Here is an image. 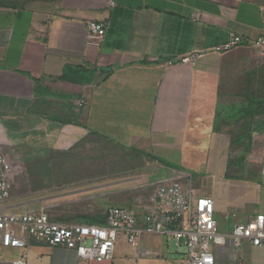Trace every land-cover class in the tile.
Instances as JSON below:
<instances>
[{"label":"crops","instance_id":"0c3cea01","mask_svg":"<svg viewBox=\"0 0 264 264\" xmlns=\"http://www.w3.org/2000/svg\"><path fill=\"white\" fill-rule=\"evenodd\" d=\"M22 2L0 0V142L21 153L40 150L49 132L51 150L69 153L30 161L37 181L90 183L56 196L91 200L52 219L104 224L110 207L123 206L140 225L156 187L171 180L213 198L223 233L264 214V54L246 43L221 48L231 34L261 33L264 0ZM87 20L106 22L98 43L86 40ZM193 51L202 53L194 66L174 61ZM45 97L51 117L40 104ZM93 139L117 149L116 167L92 168L99 165ZM186 252L170 236L143 233L138 247L121 237L106 264H180ZM20 255L24 264H88L32 240L24 250L0 247V264ZM214 264H264V244L218 250Z\"/></svg>","mask_w":264,"mask_h":264},{"label":"built area","instance_id":"2783aa9c","mask_svg":"<svg viewBox=\"0 0 264 264\" xmlns=\"http://www.w3.org/2000/svg\"><path fill=\"white\" fill-rule=\"evenodd\" d=\"M113 5V2L109 3ZM106 22L87 20L86 40L98 43L104 36ZM246 43L264 54V26L255 38L231 34L221 46L227 50ZM202 56L193 51L175 59V62L194 66ZM173 63L172 60L168 64ZM264 137V122L261 126ZM6 158L0 142V247L24 250L28 241L40 242L51 247L71 250L76 257L88 264H106L113 258L117 241L123 237L131 247H138L143 233L170 236L187 249L180 264H214L216 251L240 247L247 242L253 247L264 244V214L258 213L245 222L235 224L230 232L220 231L214 218V200L179 180L160 183L155 190L152 205L142 215L123 206L108 209L105 223L59 222L47 213L34 211H6L11 196V182L6 175ZM264 173V160L262 165ZM24 264V255L11 260Z\"/></svg>","mask_w":264,"mask_h":264},{"label":"rangeland","instance_id":"374dc122","mask_svg":"<svg viewBox=\"0 0 264 264\" xmlns=\"http://www.w3.org/2000/svg\"><path fill=\"white\" fill-rule=\"evenodd\" d=\"M12 3H15L17 6H23L22 0H9ZM41 107L43 106L45 116H52V100L51 97H45L44 100L40 103ZM44 144L40 150L30 151L21 153L19 150H12L13 147H9V144L4 141L2 143V149L4 157L6 158L5 170L6 175L11 182V196L7 203L16 204L23 203L26 205L25 211H34V212H44L49 216L54 211H59L61 208H68L65 211H73L74 206L79 205L82 201H89L91 199L67 197V198H56L60 194H70V192H75L73 190H78L82 187H88L90 183L86 181L80 182H68L63 181L61 178L51 177L50 181L47 182H38L37 178L34 176L37 167L33 166L30 161L40 160L42 163L44 159L52 160L58 159L59 157H67L69 152H66L65 155L60 154L58 151L51 150L53 135L51 133H44L42 138ZM90 145L92 148V159L94 158V165L92 168L99 170V172H105L109 168H114L116 162L110 160V156L116 157L117 149L101 140L93 139ZM84 150L80 151L83 152ZM25 154V155H24ZM24 155V156H23ZM30 162V164H29ZM36 164V163H35ZM48 168L54 169L55 172L52 173L58 174L57 166H50ZM193 174V173H192ZM194 176V184L197 186H202L203 182L200 175ZM87 195V194H84ZM82 197V196H80ZM72 199L74 200L72 202ZM6 203V204H7ZM71 204V207L69 206ZM77 211V210H76ZM63 214L72 215L70 212H61Z\"/></svg>","mask_w":264,"mask_h":264},{"label":"trees","instance_id":"16d2710c","mask_svg":"<svg viewBox=\"0 0 264 264\" xmlns=\"http://www.w3.org/2000/svg\"><path fill=\"white\" fill-rule=\"evenodd\" d=\"M91 80L90 78H88V81Z\"/></svg>","mask_w":264,"mask_h":264}]
</instances>
